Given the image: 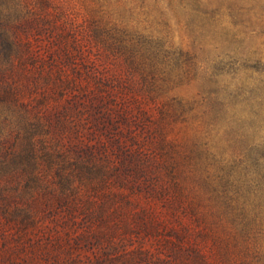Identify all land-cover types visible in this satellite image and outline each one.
Masks as SVG:
<instances>
[{"label": "rangeland", "instance_id": "rangeland-1", "mask_svg": "<svg viewBox=\"0 0 264 264\" xmlns=\"http://www.w3.org/2000/svg\"><path fill=\"white\" fill-rule=\"evenodd\" d=\"M0 264H264V0H0Z\"/></svg>", "mask_w": 264, "mask_h": 264}]
</instances>
